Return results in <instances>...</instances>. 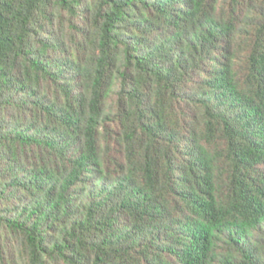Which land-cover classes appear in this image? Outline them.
Listing matches in <instances>:
<instances>
[{
    "label": "trees",
    "instance_id": "obj_1",
    "mask_svg": "<svg viewBox=\"0 0 264 264\" xmlns=\"http://www.w3.org/2000/svg\"><path fill=\"white\" fill-rule=\"evenodd\" d=\"M0 264H264V0H0Z\"/></svg>",
    "mask_w": 264,
    "mask_h": 264
}]
</instances>
